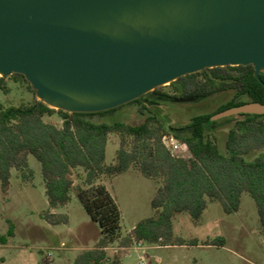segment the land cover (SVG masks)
Instances as JSON below:
<instances>
[{"label": "trees", "instance_id": "obj_1", "mask_svg": "<svg viewBox=\"0 0 264 264\" xmlns=\"http://www.w3.org/2000/svg\"><path fill=\"white\" fill-rule=\"evenodd\" d=\"M9 77V76H7ZM7 77L0 76V88L8 92ZM25 82L23 74L10 75ZM264 82V72L260 73ZM157 87L127 104L140 103L147 113L140 123L122 120L96 121L122 106L101 112H67L50 107L35 98L31 103L5 105L0 101V181L4 194L11 186L12 170L29 176V155L41 163L50 210L43 213L52 224L68 221L67 215L53 209L67 205L74 192L101 229L95 246L84 249L75 264H122L111 258L112 245L130 247L143 241L148 245H197L174 233V218L188 212L198 222L209 202L218 200L227 213L240 209L242 195L249 193L257 204L264 232V114H239L221 120L213 117L226 109L248 102L264 103V83L250 65L218 66L187 74L172 81L169 91ZM232 90L233 96L215 111L195 115L183 125H169L158 117L155 105L176 99L200 101ZM57 114L61 123L47 121ZM231 123L222 150L214 135V125ZM111 134L120 146L114 162L106 163V148ZM167 134L186 143L192 157L173 156L163 141ZM136 168L145 176L159 180L151 205L154 214L124 233L122 211L102 176L114 178ZM83 171L76 185L75 171ZM8 235H14L13 227ZM5 240V236L1 237Z\"/></svg>", "mask_w": 264, "mask_h": 264}, {"label": "water", "instance_id": "obj_2", "mask_svg": "<svg viewBox=\"0 0 264 264\" xmlns=\"http://www.w3.org/2000/svg\"><path fill=\"white\" fill-rule=\"evenodd\" d=\"M250 64L264 83V0H0V76L23 74L39 100L67 112L114 109L187 74ZM239 114H264V103L213 120Z\"/></svg>", "mask_w": 264, "mask_h": 264}, {"label": "rangeland", "instance_id": "obj_3", "mask_svg": "<svg viewBox=\"0 0 264 264\" xmlns=\"http://www.w3.org/2000/svg\"><path fill=\"white\" fill-rule=\"evenodd\" d=\"M6 86L9 89L7 93L0 88V101L5 105L31 103L38 98L25 82H16L10 76L6 79ZM162 88L170 90L169 84ZM232 96L233 91L230 90L200 101H163L155 105L156 113L166 126L183 125L195 115L215 111ZM146 114L140 103H132L105 116H97L95 120L140 123ZM45 119L61 123L57 114ZM230 125L229 122L214 125V135L222 150H225ZM166 144L170 150H175L171 139H167ZM119 146V137L111 134L106 148V163L114 162ZM176 152L186 159L192 157L189 149L182 146ZM28 161L27 174H32L23 177L20 171L13 169L7 194L3 193L0 181V264H75L76 257L84 249L95 245L101 229L74 192L67 205L52 210L56 214L67 215V222L52 224L44 219L42 215L50 207L42 166L32 154ZM82 175L81 169L75 171L76 185L82 183ZM100 181L107 185L119 203L124 233L154 214L151 202L159 180L145 176L134 167L114 178L102 176ZM11 226L14 235L9 236ZM174 233L187 242L195 239L198 244L159 247L144 243L145 250H126L112 245L108 253L111 258L117 256L122 259V264H139L144 253L147 264H264V232L256 201L249 193L242 195L240 209L236 212H225L221 202L215 200L209 202L198 222L188 212L178 213L174 218ZM2 236L6 239L2 240Z\"/></svg>", "mask_w": 264, "mask_h": 264}, {"label": "built area", "instance_id": "obj_4", "mask_svg": "<svg viewBox=\"0 0 264 264\" xmlns=\"http://www.w3.org/2000/svg\"><path fill=\"white\" fill-rule=\"evenodd\" d=\"M167 139H171L172 143H175V150H173V151L170 150V148H169L168 145L166 144ZM163 141H164V143L166 144V146L169 148V150L171 151V153H172L173 156L186 158L184 155L177 154V152H176V150H179L181 146H182V147H185V149H189L186 143H183V142L179 141V140H178L174 135H172V134H167V135H165L164 138H163ZM189 151H190V150H189ZM191 155H192V153H191ZM121 248L126 249V250H129V249H132V248H136V249H138V250H141V249L145 250L144 242H143V241L136 242V243H134L133 246H130V247H121ZM146 259H147V255H146V253L142 254V255H141V262H140L139 264H147Z\"/></svg>", "mask_w": 264, "mask_h": 264}, {"label": "crops", "instance_id": "obj_5", "mask_svg": "<svg viewBox=\"0 0 264 264\" xmlns=\"http://www.w3.org/2000/svg\"><path fill=\"white\" fill-rule=\"evenodd\" d=\"M128 232H129V231H128ZM98 240H99V239H97V241H98ZM97 241H96V243H97ZM96 243H95V244H96ZM145 244H146V243H145ZM145 244H144V246H145ZM94 246H95V245H94ZM155 246H159V245H155ZM92 247H93V246L88 247V248H92ZM159 247H161V246H159ZM163 247H168V246H163ZM109 248H110V247H109ZM109 248H107V249H109ZM157 260L160 261V257H158ZM121 261H122V259H121Z\"/></svg>", "mask_w": 264, "mask_h": 264}]
</instances>
